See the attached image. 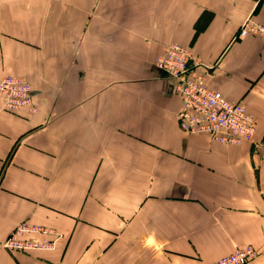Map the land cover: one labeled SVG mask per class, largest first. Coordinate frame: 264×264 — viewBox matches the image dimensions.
Returning <instances> with one entry per match:
<instances>
[{"label": "crops", "instance_id": "obj_1", "mask_svg": "<svg viewBox=\"0 0 264 264\" xmlns=\"http://www.w3.org/2000/svg\"><path fill=\"white\" fill-rule=\"evenodd\" d=\"M264 0H0V77L34 90L2 107L0 242L22 221L61 233L53 251L0 264H208L244 245L264 264ZM178 43L212 89L253 114L252 141L180 129Z\"/></svg>", "mask_w": 264, "mask_h": 264}, {"label": "built area", "instance_id": "obj_2", "mask_svg": "<svg viewBox=\"0 0 264 264\" xmlns=\"http://www.w3.org/2000/svg\"><path fill=\"white\" fill-rule=\"evenodd\" d=\"M253 34L264 38V25L243 22L235 38ZM154 66L170 77L173 89L181 99L178 113L180 129L187 134H206L224 145L252 141L255 133L253 114L241 101L227 99L220 90L212 89L200 69L206 66L190 50L178 43L167 44ZM2 107L10 111H37L34 90L24 79L0 77ZM61 233L53 228L22 220L1 242L9 250L53 251ZM252 245H244L208 264H248L257 256Z\"/></svg>", "mask_w": 264, "mask_h": 264}]
</instances>
